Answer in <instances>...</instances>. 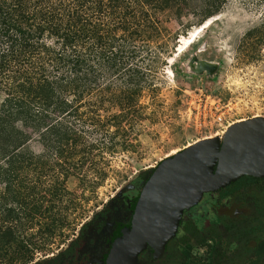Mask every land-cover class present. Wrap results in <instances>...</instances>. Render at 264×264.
Segmentation results:
<instances>
[{
  "label": "rangeland",
  "instance_id": "374dc122",
  "mask_svg": "<svg viewBox=\"0 0 264 264\" xmlns=\"http://www.w3.org/2000/svg\"><path fill=\"white\" fill-rule=\"evenodd\" d=\"M197 3L180 17L174 10L165 12L169 52L156 71H144L150 85L142 87L133 110L109 100L99 109L102 117L124 114L119 125L111 120L105 128L125 132L115 134L112 153L102 149L104 160L88 168L84 180L77 174L67 179L74 201L67 213L71 226L37 254L43 264H100L116 226L130 223L140 192L161 160L202 138H222L232 123L264 117V0H221L218 13L207 18ZM204 22L195 40L184 44L183 37ZM194 56L215 63V72L194 70ZM105 81L107 95L127 89L117 75ZM87 127L90 139L102 138L100 124ZM29 145L47 152L36 137ZM140 264H264V177L243 175L204 192L183 210L168 253L153 260L148 248Z\"/></svg>",
  "mask_w": 264,
  "mask_h": 264
},
{
  "label": "trees",
  "instance_id": "16d2710c",
  "mask_svg": "<svg viewBox=\"0 0 264 264\" xmlns=\"http://www.w3.org/2000/svg\"><path fill=\"white\" fill-rule=\"evenodd\" d=\"M193 1L204 18L221 5L0 0V264H43L37 254L70 228L74 201L67 179L77 174L84 180L86 170L104 160L102 149L112 153L115 134L125 132L105 128L124 114L102 117L99 109L105 100L121 110L137 104L142 87L150 85L144 71H156L169 52L165 12L180 17ZM109 75L119 76L127 89L107 95ZM88 122L103 127V140L90 139ZM34 137L47 152L32 149Z\"/></svg>",
  "mask_w": 264,
  "mask_h": 264
},
{
  "label": "water",
  "instance_id": "95a60500",
  "mask_svg": "<svg viewBox=\"0 0 264 264\" xmlns=\"http://www.w3.org/2000/svg\"><path fill=\"white\" fill-rule=\"evenodd\" d=\"M193 63L196 71L215 72V63L195 56ZM243 175L264 177V117L232 123L222 138H202L161 160L140 192L130 227L113 241L106 264H137L148 245L155 257L161 255L186 207Z\"/></svg>",
  "mask_w": 264,
  "mask_h": 264
},
{
  "label": "flooded vegetation",
  "instance_id": "af4514ba",
  "mask_svg": "<svg viewBox=\"0 0 264 264\" xmlns=\"http://www.w3.org/2000/svg\"><path fill=\"white\" fill-rule=\"evenodd\" d=\"M251 177H253V176H251ZM136 203H137V202H136ZM135 205H136V204H135ZM134 208H135V206H134ZM133 210H134V209H133ZM132 214H133V211H132ZM131 219H132V216H131ZM131 219H130V223H129V224H118V225L116 226V229H115L114 233H113L112 236H111V241H110L109 249H108L106 255L104 256L103 261H102L100 264H106L107 256H108V254H109V251H110V248H111V246H112L113 241H114L116 238H118V237H120V236L122 235V232H123V230H124L125 227H130V225H131ZM80 230H81V229H80ZM79 235H80V233H79ZM172 237H173V236H172ZM172 237L166 242V244H165V248H164V252H163L161 255L157 256V257H155V256L153 255V253H152V248L148 245L145 249H143V250L138 254L137 264H140V256H141L142 252H144V251H145L146 249H148V248H150V251H151V258H152L153 260H154V259H160V258L164 257V255L168 253V244H169L170 240L172 239ZM76 238H78V237H76Z\"/></svg>",
  "mask_w": 264,
  "mask_h": 264
},
{
  "label": "bare ground",
  "instance_id": "6f19581e",
  "mask_svg": "<svg viewBox=\"0 0 264 264\" xmlns=\"http://www.w3.org/2000/svg\"><path fill=\"white\" fill-rule=\"evenodd\" d=\"M206 23H210L211 21H210V18H208L206 21H205ZM202 23L201 25H199L198 27H196V29L194 30V31H192L191 32V35H189V36H187V37H183V41H184V44H187V46L189 45V44H191L194 40H195V38H196V32L197 31H201L204 27H206V23ZM181 42V41H180ZM186 46V47H187ZM185 48V47H184ZM189 146H191V145H189ZM189 146H187V147H189Z\"/></svg>",
  "mask_w": 264,
  "mask_h": 264
}]
</instances>
